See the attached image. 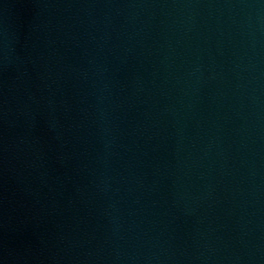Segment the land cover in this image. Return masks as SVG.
Segmentation results:
<instances>
[{
	"label": "water",
	"instance_id": "water-1",
	"mask_svg": "<svg viewBox=\"0 0 264 264\" xmlns=\"http://www.w3.org/2000/svg\"><path fill=\"white\" fill-rule=\"evenodd\" d=\"M0 264H264V0H0Z\"/></svg>",
	"mask_w": 264,
	"mask_h": 264
}]
</instances>
